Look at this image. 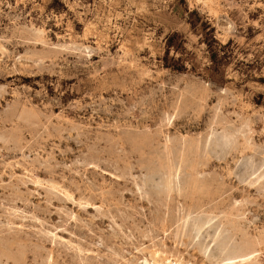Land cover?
<instances>
[{"label": "rangeland", "instance_id": "1", "mask_svg": "<svg viewBox=\"0 0 264 264\" xmlns=\"http://www.w3.org/2000/svg\"><path fill=\"white\" fill-rule=\"evenodd\" d=\"M262 79L264 0H0V264H264Z\"/></svg>", "mask_w": 264, "mask_h": 264}, {"label": "trees", "instance_id": "2", "mask_svg": "<svg viewBox=\"0 0 264 264\" xmlns=\"http://www.w3.org/2000/svg\"><path fill=\"white\" fill-rule=\"evenodd\" d=\"M190 14L196 15L197 11L196 9H193L190 11ZM204 28L206 29V22H202ZM209 45V58H210V64L205 69L209 72V74H206V78H212V79H218V76L221 75V72L223 70V67L225 64H227V54L224 51V45L218 43L216 46L211 45V43H208ZM169 50H167V54L165 56V66L170 67L174 70H186L185 63L183 62L182 58H176L171 57L169 58ZM264 81V79H262Z\"/></svg>", "mask_w": 264, "mask_h": 264}, {"label": "bare ground", "instance_id": "3", "mask_svg": "<svg viewBox=\"0 0 264 264\" xmlns=\"http://www.w3.org/2000/svg\"><path fill=\"white\" fill-rule=\"evenodd\" d=\"M178 183V182H177ZM211 221V220H210ZM208 224V223H207ZM204 226V225H203ZM201 230V229H200ZM218 233H219V231H218Z\"/></svg>", "mask_w": 264, "mask_h": 264}]
</instances>
